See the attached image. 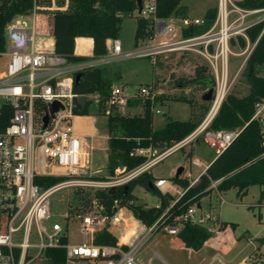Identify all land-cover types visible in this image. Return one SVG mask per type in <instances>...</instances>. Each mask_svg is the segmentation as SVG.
Wrapping results in <instances>:
<instances>
[{
	"label": "built area",
	"instance_id": "obj_1",
	"mask_svg": "<svg viewBox=\"0 0 264 264\" xmlns=\"http://www.w3.org/2000/svg\"><path fill=\"white\" fill-rule=\"evenodd\" d=\"M241 1L219 0L217 18L211 28L202 34L184 36L185 30L203 26L205 20L176 16L162 19L158 16V0H141V9L135 0L137 19L150 25L148 33L151 31V35L139 43L143 47L126 52L121 40L109 39L104 56L81 62L67 61L49 51L51 45L47 47L46 43L38 46V37L47 38L37 31L38 0H34V10L29 18L31 24L27 17L21 16L7 25L5 49L0 48V264L45 263V252L49 249L65 250L66 264H153L152 259L145 263L138 258L148 239L158 232L165 231L171 236L180 232L179 226L166 224L167 213L148 227L127 250L121 243L97 245L89 239L94 219L87 215L82 220V242L72 244L68 227L50 223V199L63 189H112L124 185L146 172L150 173L156 165L200 137L214 150L215 158L230 147L239 131H213L210 126L255 48L249 40L248 31L264 23V8H244L239 5ZM178 21L182 22L179 31L175 27ZM240 37L247 41L241 53L245 61L236 77L231 78V42L238 41ZM165 54H194L208 63L215 79L214 97L208 113L200 126L180 143L163 152L153 148L138 149L136 155L146 157L143 164L129 172L126 168L118 169L123 176L106 181L95 180L93 177L96 175L90 173L92 151L74 127L73 109L75 100L85 103L89 98L99 104L100 95L77 94L74 90L76 76L89 69L127 59L149 58L155 62ZM152 90L151 86L143 87L141 96L154 99ZM127 99L123 87L113 86L106 103V117L111 115L112 108L121 113ZM55 102L62 104L63 108L45 126L44 118L49 106ZM10 108L12 113L6 120V111ZM256 109L254 119L260 121L264 135V99L256 104ZM191 164L205 168L191 184L194 186L208 166L199 159ZM47 166H52L54 172L47 174ZM42 177L66 179L45 187L36 183ZM218 184L213 182L211 188L217 190ZM156 186L162 193L173 191L172 184L167 180H158ZM119 205V201H114L115 208ZM177 220L206 228L215 234L222 222L219 216L204 211L199 204L190 206ZM254 255L255 252L248 256L244 264H264V254L261 258Z\"/></svg>",
	"mask_w": 264,
	"mask_h": 264
},
{
	"label": "trees",
	"instance_id": "obj_2",
	"mask_svg": "<svg viewBox=\"0 0 264 264\" xmlns=\"http://www.w3.org/2000/svg\"><path fill=\"white\" fill-rule=\"evenodd\" d=\"M50 4L49 0H42ZM71 7L68 11H54L49 16H37V31L54 36V52L67 59L69 62H81L92 58H99L107 53V41L119 39L122 24L125 18L133 16L137 5L135 0H70ZM183 0H158V16L167 19L172 16L186 18L187 8L182 5ZM239 5L244 8H264V0H243ZM34 0H0V48L5 49L7 25L18 17H28L33 13ZM217 10L208 12L203 26L191 27L184 31V36H193L208 31L217 18ZM149 23L137 19L136 46L141 40L151 35L148 33ZM248 37L255 48L246 63L245 80L251 92L249 97L229 93L223 102L219 113L213 120L210 129L213 131H239L238 137L221 155H219L203 174L198 183L191 186L188 178L175 176L172 183L183 189V196L176 201L170 193H162L156 186L157 180L152 173H144L124 185L112 189L74 188L71 198V209L79 215L87 216L94 208L104 207L102 201H108V208L101 213L106 218H112L119 209H125L133 214L147 227H151L165 213L166 224L177 225L180 232L177 236L185 248L193 251L201 250L206 243L215 237V233L208 229L194 226L189 223H180L177 218L190 206L199 204L201 199L211 191L213 182H219L217 190L228 192L237 190L243 197L251 186L264 187V135L262 125L256 114V104L264 99V77L258 75L259 67L264 66V23L248 31ZM79 39V40H78ZM78 52H87V45L93 41L92 53L79 55ZM238 45L245 49L247 41L240 37L238 41L232 40L231 47ZM251 68L253 72H251ZM107 67L89 69L82 74L79 84H75L77 94L99 93L98 115L106 116V103L110 97L112 81L106 77ZM214 82V76L207 66L196 69L195 78L191 81L179 80L178 84H202L208 89ZM155 82L152 84L154 86ZM151 86V87H152ZM207 93H205L206 95ZM158 99L147 97L143 101L144 113L138 116L120 115L115 108L108 118L109 130V155L107 169L111 175L116 170L126 168L133 170L146 161V157L136 155L138 149L153 148L161 152L180 143L191 135L202 123L204 116L194 121H179L169 119L166 126L160 131H154V106ZM136 101H129L136 105ZM210 103V102H209ZM92 103H82L75 100L73 113L75 116H90L89 107ZM208 107L205 114L208 113ZM12 109L6 111V120L11 116ZM203 139L198 138L195 144ZM194 143V142H193ZM191 143V144H193ZM190 144V145H191ZM181 151H185L182 148ZM195 149L192 148L187 157L192 158ZM95 180L106 181L109 178L95 176ZM65 177H42L36 180L37 184L49 187L64 181ZM143 187L148 192L160 198V205L146 208L136 204L134 191ZM264 197V190L261 193ZM119 201L118 208L114 201ZM172 203L175 205L171 206ZM236 230V223L221 222L219 231L227 228ZM97 245H117L118 238L106 226L94 235ZM128 249V246H123ZM254 253V252H253ZM252 253V254H253ZM44 264H66V252L63 249H49L45 252Z\"/></svg>",
	"mask_w": 264,
	"mask_h": 264
},
{
	"label": "rangeland",
	"instance_id": "obj_3",
	"mask_svg": "<svg viewBox=\"0 0 264 264\" xmlns=\"http://www.w3.org/2000/svg\"><path fill=\"white\" fill-rule=\"evenodd\" d=\"M49 1L50 4L38 0L37 16H49L54 11H68L71 7L70 0H54V3L52 0ZM218 3L219 0H183L182 5L187 8V18L205 20L208 12L218 9ZM30 16L27 17L28 21ZM175 27L179 31L182 27V22L178 21L175 23ZM136 30L137 13H133V16L125 18L122 24L119 40L123 44L124 51L131 52L143 47L140 44L136 46ZM38 34L47 36V38L38 37V46L46 43L48 47L52 35L45 32H38ZM231 52L229 55V73L231 78H235L245 61V56L241 55L242 49L238 45L231 47ZM202 66H207L209 69L208 63L194 54H165L158 57L155 62L149 58H141L111 63L106 66V77L113 82L112 86L123 87L125 94L128 96L124 108L119 113L123 116H138L144 113L143 101L147 97L141 96V89L146 86H152L155 82L154 86H152V91L158 102L153 109V128L154 131H160L166 126L169 119L188 121L193 118L194 121H197L206 115L205 112L208 107H211L212 102L209 103L204 100L205 93H207L205 86L197 83H190L189 85L178 84L181 79L187 81L194 79L196 69ZM245 69L246 64L230 90L231 93L239 97L248 93L251 94L245 80ZM258 75L264 77V66L259 67ZM86 100L92 103L89 107V112L91 116L98 119L97 128L99 130V138L96 140L99 152L92 156L90 173L110 179L123 176L124 174L117 170L114 175H111L107 169L109 155L108 118L98 115V104L96 101H91L89 98ZM130 100L141 103L130 105ZM195 143L186 146L184 152L178 151L171 155L151 169L150 172H153L156 178H165L172 182L179 169L184 168L181 177L188 178V174H190L188 179L193 184L197 175L205 168L194 167L191 162L199 159L205 165H208L216 157L214 150L204 139H201L197 144ZM192 148L195 149L194 155L192 158H188L187 153ZM129 171L131 170H127V172ZM45 172L50 174L54 172V169L52 166H47ZM73 190L74 188L63 189L51 197L50 223H59L63 228L68 227L70 242L78 244L83 240L81 230L82 220L85 216L79 215L74 210V207L71 209V194ZM263 190L264 187L251 186L247 194L240 197L235 189L228 192H219L216 189H212L199 202L206 211L219 216L222 221L237 224L236 230L233 231L237 244L231 248L226 256L228 260L234 261L235 264L242 263L253 251L255 252L253 257L261 258V255L264 254V197L261 196ZM183 192V189L176 186L173 191L168 193L172 194L177 201L181 198ZM134 195L136 197L135 203L143 207L152 208L160 205V198L143 187H137ZM223 200L224 202L222 203ZM103 208H95L89 214L94 219V224L90 228L88 236L91 240H94V235L98 231L109 226V230L113 231L112 233L118 238L119 243L124 246H132L148 230L147 226L125 209H119L114 217L106 218L101 213ZM171 239L172 236L167 232H158L149 238L140 249L138 253L139 260L146 263L152 259L153 264H165V262L169 264H196V260L201 258L202 255L207 254L209 256L208 251H210V248L204 250L206 254L204 252L196 253L191 250L178 249L172 246ZM32 264H44V262L37 261Z\"/></svg>",
	"mask_w": 264,
	"mask_h": 264
},
{
	"label": "crops",
	"instance_id": "obj_4",
	"mask_svg": "<svg viewBox=\"0 0 264 264\" xmlns=\"http://www.w3.org/2000/svg\"><path fill=\"white\" fill-rule=\"evenodd\" d=\"M50 38H51L50 39L51 40L50 41L51 48L49 51H54L55 39H54V36H51ZM78 40L76 42V53L79 55L91 54L92 49H93V41L90 40V42H91L90 46L87 45V47H86L87 52L79 53V52H77ZM97 123H98V119L94 118L91 115L90 116H75L74 121H73V124H74V127H75L77 133L84 137L87 146L91 149L92 156L96 155L99 152L98 144L96 141L99 138V130L97 128ZM108 142H109V137H108ZM214 160H212L207 166L209 167ZM203 171H201V173H203ZM201 173L198 174L197 177L199 175H201ZM152 175L154 176L153 172H152ZM154 178L157 181L158 180H167L165 178H156L155 176H154ZM167 181H169L172 184L173 188L176 187V185H174L170 180H167ZM199 205H200V208H202L204 211H206L203 208L201 203H199ZM222 222H224V221H222ZM111 232H113V231H111ZM171 243H172V246L174 248L191 250V249L185 248L182 241L175 236H172ZM236 244H237V239L234 237L233 230L230 227L227 228L225 231H222V232L218 231L215 234V237L210 239L201 250L194 251L196 253H203L206 248H210V251H211V252L208 251L209 256L204 252L206 255H202L201 258L197 259L196 264H235L234 261L228 260L226 256L228 255L231 248L233 246H235ZM191 251H193V250H191ZM252 253H250L249 256H251ZM165 264H169V263L165 262ZM174 264H176V263H174ZM180 264H187V263H180ZM240 264H244V261Z\"/></svg>",
	"mask_w": 264,
	"mask_h": 264
},
{
	"label": "water",
	"instance_id": "obj_5",
	"mask_svg": "<svg viewBox=\"0 0 264 264\" xmlns=\"http://www.w3.org/2000/svg\"><path fill=\"white\" fill-rule=\"evenodd\" d=\"M136 1H137V5H138L139 9H141V0H136ZM251 72H253L252 68H251ZM81 79H82V74H78L75 78V83L79 84ZM210 85L211 86L209 87L207 94L204 96V100L207 102H212L213 97H214L215 83L212 82ZM249 96H250V93H248L246 95V97H249ZM61 108H63V106L59 102H55L49 106V112L47 113V115L44 118L45 126H47L50 118L52 116H54V114L57 113ZM183 172H184V168H180L178 173H177V176L182 175ZM102 204L104 206V209L107 210V208L109 206L108 201H102ZM199 207H200V205H199Z\"/></svg>",
	"mask_w": 264,
	"mask_h": 264
}]
</instances>
